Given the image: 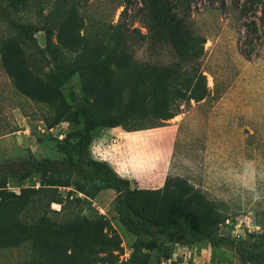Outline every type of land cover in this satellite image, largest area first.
<instances>
[{"label":"rangeland","instance_id":"obj_1","mask_svg":"<svg viewBox=\"0 0 264 264\" xmlns=\"http://www.w3.org/2000/svg\"><path fill=\"white\" fill-rule=\"evenodd\" d=\"M146 2L2 0L0 41L8 29L5 6L20 21L36 25L64 4L76 11L82 35L112 32L121 23L128 56L148 68H171L172 88L182 93L175 95L172 91L168 95L127 61L117 59L109 75L126 90L127 102L116 115L117 128L96 132L93 156L113 164L134 188L164 190L168 178L186 179L229 214L219 232L237 240L246 239L260 231L257 215H264V1L190 0L186 26L192 40L183 55L157 40L149 11L151 0ZM252 3L255 9L242 17V7L248 9ZM35 37L45 47L44 32H37ZM1 55L0 43V126L17 131L0 136V159L19 160L29 153L38 158H65L60 147L76 127L63 122L48 129L42 119L47 110L15 94ZM198 76L206 77L207 91L199 79L200 92L207 93L201 102L189 99L194 96L192 86ZM80 89L81 81L75 77L62 93L70 100V91ZM21 187L39 188L40 178L24 183L9 181L10 191L19 193ZM176 196V189L169 188L164 200ZM115 197L114 190L99 189L90 200L91 209L108 220L121 240L120 263L128 264L136 237L120 224ZM52 208L60 210L61 206L53 204ZM84 213L93 214L88 208ZM150 264L240 262L226 248L213 259L209 245L202 243L179 245L169 258L155 251Z\"/></svg>","mask_w":264,"mask_h":264},{"label":"trees","instance_id":"obj_2","mask_svg":"<svg viewBox=\"0 0 264 264\" xmlns=\"http://www.w3.org/2000/svg\"><path fill=\"white\" fill-rule=\"evenodd\" d=\"M253 5L242 7V17L255 9ZM60 6L36 25L20 21L4 7L9 20L0 41L1 61L13 91L47 110L42 119L48 129L67 122L76 130L60 147L63 159L32 153L19 160L0 159V264H121V240L108 220L91 209L90 200L102 188L115 191L118 220L136 237L128 264H150L155 251L169 258L179 245L202 243L209 245L213 259L226 248L240 264H264V215H257L259 232L234 239L219 232L229 214L186 179L170 177L164 190L134 188L108 162L93 156L96 132L117 128L116 115L127 102L126 90L109 75L117 59L127 61L168 95L182 92L172 88L171 68H148L128 56L121 23L112 32L82 35L76 11ZM190 10V0H151L149 6L157 40L181 55L192 40L186 26ZM261 17L264 25V10ZM40 31L45 47L35 37ZM75 77L81 89L70 91L68 100L62 88ZM199 79L207 91L206 77L198 76L189 98L196 102L207 97L199 90ZM16 131L0 126V136ZM34 177L40 178L41 187H21L19 193L8 189L11 179L24 183ZM169 188H175L177 196L165 201ZM87 208L92 216L84 213Z\"/></svg>","mask_w":264,"mask_h":264},{"label":"crops","instance_id":"obj_3","mask_svg":"<svg viewBox=\"0 0 264 264\" xmlns=\"http://www.w3.org/2000/svg\"><path fill=\"white\" fill-rule=\"evenodd\" d=\"M95 143V142H94ZM93 146H94V144H93ZM92 149H93V147H92ZM102 161H104V160H102ZM107 162V161H106ZM109 163V162H108ZM110 164V163H109ZM113 168H114V165L113 164H110ZM115 170H116V172L121 176L122 174H120V172L116 169V168H114ZM121 177H123V176H121ZM124 178H126V177H124ZM130 180V179H129Z\"/></svg>","mask_w":264,"mask_h":264},{"label":"clouds","instance_id":"obj_4","mask_svg":"<svg viewBox=\"0 0 264 264\" xmlns=\"http://www.w3.org/2000/svg\"><path fill=\"white\" fill-rule=\"evenodd\" d=\"M258 198V197H257Z\"/></svg>","mask_w":264,"mask_h":264}]
</instances>
